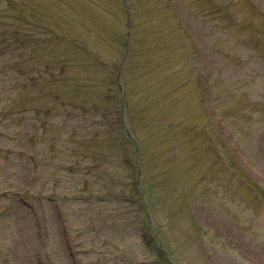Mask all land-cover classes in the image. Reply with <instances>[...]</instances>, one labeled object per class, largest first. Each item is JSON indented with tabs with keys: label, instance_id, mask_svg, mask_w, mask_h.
Segmentation results:
<instances>
[{
	"label": "rangeland",
	"instance_id": "1",
	"mask_svg": "<svg viewBox=\"0 0 264 264\" xmlns=\"http://www.w3.org/2000/svg\"><path fill=\"white\" fill-rule=\"evenodd\" d=\"M231 1L224 15L214 0L171 1L195 41L204 98L194 85L174 88L175 65L147 72L137 62L125 71L126 119L143 107L141 96L153 100L144 117L154 124L140 121L133 133L137 158L135 146L126 150L120 136L107 137L106 126L97 124L112 118L102 114L107 111L90 117L59 109L45 133L38 105L47 60L70 58L85 68L89 62L71 52L45 55L37 40L53 35L40 25L60 28L118 67L123 25L117 12L98 0L0 3L13 2L33 25L24 20L13 38L10 20L11 37L0 47V264H264V201L242 176L264 188V0ZM22 36H29L25 46ZM160 53L158 63L167 57ZM92 82H81L82 100H92ZM85 141L94 161L74 155ZM137 160L157 189L148 205L155 240L140 230Z\"/></svg>",
	"mask_w": 264,
	"mask_h": 264
},
{
	"label": "trees",
	"instance_id": "2",
	"mask_svg": "<svg viewBox=\"0 0 264 264\" xmlns=\"http://www.w3.org/2000/svg\"><path fill=\"white\" fill-rule=\"evenodd\" d=\"M132 6H134L133 19L135 22L133 31L135 30L138 33V30L148 27L150 32L145 37V41L141 39H137L135 42L133 41L131 58L134 57V54L136 55L144 45H147V49L145 48L142 51L143 56L147 54L148 56H153L161 50L168 49L169 51H173L174 56L179 55L181 57L187 50L191 49V43L188 41L187 34L181 29L177 19L172 15L170 16L172 13L171 9L168 3L165 4L164 0H143V2L142 0H135ZM54 41H56L57 45L63 43L60 39H54ZM124 45H126V43H124ZM75 49L80 50L78 48ZM140 121H145L147 124L152 122L146 117L139 118L137 122ZM121 133L126 137L127 141L134 142L132 138L128 136V132L125 129L122 130Z\"/></svg>",
	"mask_w": 264,
	"mask_h": 264
}]
</instances>
